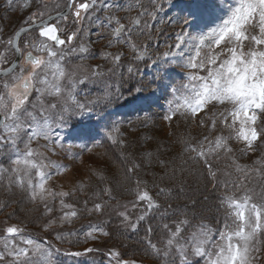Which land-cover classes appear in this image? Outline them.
Returning <instances> with one entry per match:
<instances>
[{"label":"snow or ice","instance_id":"obj_1","mask_svg":"<svg viewBox=\"0 0 264 264\" xmlns=\"http://www.w3.org/2000/svg\"><path fill=\"white\" fill-rule=\"evenodd\" d=\"M34 2L38 7L24 20L26 26L18 29L6 41L0 40L4 46L0 51V66L8 65L0 67V155L6 154L9 158L8 167L0 165V185L8 190L18 188L30 201L44 203L45 211L51 212L46 203L49 198L69 195L47 187L52 169L60 172L64 166L52 161L47 152L33 147V142L45 141L43 147L53 153V144L63 148L58 136L54 140L53 126L62 127L69 114L83 115L92 111V105L110 103L114 94L105 92L94 101L82 102L77 99V87L85 83L88 77L78 78L75 71L65 67V61L68 53L88 52L83 44L78 48L69 47L80 29L63 39L60 25L61 21L67 22L68 16L60 12L55 16H46L41 10L46 6L40 5V0H24L22 7L30 8ZM7 3L12 5L13 0H7ZM96 3L97 0H84L82 3L69 0V10L75 9L72 13L73 23L83 20L81 12L89 13ZM150 3L151 11L144 7L141 0H136V5L142 10L131 19L130 24L141 28L139 35H144V30L152 27L143 18L155 20L157 13L163 10L158 0H150ZM224 4L225 7L194 5L189 13L192 19L184 17L183 23L191 24L198 31L195 34L184 31L177 33L175 45H169L170 50L165 51L162 57L157 55V60L179 63V66L187 69L185 81L171 88L173 98L168 102L164 119L172 121L177 115L185 119L199 116L200 127L207 126L211 132L216 130L219 123L221 129L229 132L227 136L221 133L212 139L204 136L196 143L192 142L191 137L179 141L183 145L181 155L187 154L188 160L203 164L212 190L223 189L219 195V206L224 215L223 223L218 228L203 221L192 225L186 216L174 222V229L164 224L167 238L163 241V247H158L146 237L152 254L163 256L166 260L171 256V264H176V257L179 264H257L264 252V242L261 240L264 237V184H252L251 180L253 176L264 180V157L253 162L255 167L241 166L233 161L235 171L241 174L238 180L217 179L218 170L211 163L212 158L219 159L221 153H232L231 140L242 143L245 154L253 152L258 142L264 143V0H224ZM131 7L129 5V10ZM88 18L91 19L90 16ZM106 19L112 36L109 46L114 42L126 43L134 54V60H144L146 56L151 58L146 45L138 46L132 41V27L121 23L116 16ZM54 20L55 23L52 22ZM113 24L115 27H112ZM30 32H36L37 37L25 40L22 49L20 38ZM148 38H152L150 32ZM9 52H14L17 59L9 61ZM121 55L104 54L116 65ZM127 71L135 74L137 69L129 65ZM92 75L100 73L93 71ZM136 91L141 89L137 88ZM33 93L36 94L35 100L32 99ZM115 95L118 99L122 98L118 87ZM45 97L57 102L45 104ZM121 135L118 123L105 132V136L114 144L124 145L125 142L119 138ZM80 147L83 149L85 145ZM137 167L139 165L134 164L128 172H133ZM141 183L136 180L133 190L135 203L145 205L144 214L137 218L138 222L144 220L152 210L161 208L149 190L140 187ZM169 191L160 188L157 196L167 195ZM60 203L63 215L59 217V223H71L78 215L77 210L73 205L65 204L63 199ZM192 203L195 205V201ZM94 208L100 211L102 205L96 204ZM166 214L167 210L162 213ZM121 215L127 220L125 213ZM56 223V220H50L43 227L49 230ZM189 226L192 230L185 235ZM131 227L135 229L137 225L132 224ZM151 231L149 228V235ZM94 232L107 235L102 229L93 227L85 234V239L97 238ZM57 238L64 239V236L58 233ZM57 251L59 249H54L50 243L30 234L25 235L24 229L15 224L5 228L4 235L0 236V264H57L54 258ZM93 251L96 249L85 248L83 252L71 255L81 256ZM109 255L118 258L120 254L113 251ZM118 264L129 262L118 260Z\"/></svg>","mask_w":264,"mask_h":264},{"label":"rangeland","instance_id":"obj_2","mask_svg":"<svg viewBox=\"0 0 264 264\" xmlns=\"http://www.w3.org/2000/svg\"><path fill=\"white\" fill-rule=\"evenodd\" d=\"M64 1L65 0H40V5L46 6L41 7V10L45 12V15L57 11L61 9ZM158 2L162 5L163 10L157 13L155 20H152L149 17L143 18L152 25L151 29L144 30V35L138 34L141 31V28L132 27L130 24L131 19L136 17L137 13L142 10L136 5V0H97L96 7L92 8L89 13L86 14L83 11L81 12V16H83L84 19L79 23H73V19L71 20L70 16L68 18V20H70L68 24H63L61 21V25H63L67 32L69 31L73 33L77 32V29H80L69 47L78 48L83 44L88 48V52L85 54L68 53L65 61V67L69 71H75L78 78L83 79L85 76L88 77V80L85 81V83L80 84L77 87L76 91L78 100L82 102L94 101L97 97H93L92 99L87 98L88 96H91L90 89L98 87V91L94 92L92 96H95L96 94L98 97H102L105 92H108V87H110L112 89L111 93L114 94L112 98L117 101L118 98H116L115 94L117 92L116 87L118 85L113 81L115 80L116 75L120 74L123 66L128 69L129 65L133 67L137 65V68H135L137 71L135 74L131 75V81L134 80L135 76L138 77L137 79L139 81L136 82L134 80L137 86L130 90L128 89L123 91L120 87H118L119 95L122 96V98L119 99H125L124 96L126 93H130L128 96L133 95L134 99H132V101L129 100L130 102L126 105L117 104L111 106L106 102H101L99 104L92 105L91 112H86L83 115L69 114L62 127L54 125V140L56 136H58L61 143L64 145L63 148L53 144L52 146L55 147V152L53 153L48 152L47 149L43 147L46 143L45 141L40 140L39 142H33V147H37L39 151L47 152V155L52 161L58 162L64 166L63 170L60 172L52 169L53 174L47 181V187L50 190L57 193L65 192L69 194L68 196H70L80 189L79 186H81V183L86 185L90 177H93L94 175L98 177V174L103 177L104 174L110 173L101 165L102 160L98 153H93L91 151L93 143L91 142L92 144H90L89 142H85V140L91 136H99L101 133L99 128L102 129V127L105 128L108 125L107 130H110L115 120H121V118L125 117V115L129 113L128 111L132 112L134 110V112L136 111L137 113H141L143 109L147 108H167L168 102L173 98V94L171 92L172 86H178L181 82L185 81L184 73L187 69L179 66V63H164L163 60H157V55L162 57L165 51L170 50L169 45H175L177 33L184 31L195 34L198 31L192 27L191 24L183 23L184 17H188L189 20L192 19L189 13L194 5L215 4L217 7L226 6L224 4V0H158ZM23 3L24 0H13L12 5H9L7 0H0V40L6 41L10 36H12L17 27L24 25L26 17L31 12L36 11L38 7V5L34 2L32 7L24 9L22 7ZM141 3L145 8H148L149 11H151L150 0H141ZM104 5L109 6L105 7ZM116 5H118V7H116ZM129 5L132 6L130 10ZM89 16L91 19L88 18ZM111 16L119 17L121 23L132 27V41L138 46L146 45L148 54L151 57L150 59L146 56L144 60H134V54L129 45L126 43L114 42L111 46H109V41L112 39V36L111 28L107 26L108 20L106 18ZM101 21L103 22V26L101 25ZM112 27H115V24H113ZM149 32L151 33V39L148 38ZM35 38L36 33L31 32L26 39L31 40ZM3 47V44H0V51H3ZM105 53L122 54L119 64H114L111 58H105ZM12 56V52H9V61L12 59ZM127 69L125 72H128ZM93 71L99 72L100 75L93 76ZM117 82H119L118 78ZM140 83L143 84L139 87ZM126 87H128V84H126L123 88L125 89ZM137 88H140L141 91L137 92ZM35 96L36 94L33 93V100H35ZM44 102L45 104H51L57 101L53 98L45 97ZM58 110L59 109H57V111ZM105 113H108L110 116L105 115ZM200 115L202 116V114ZM53 119H55V114H53ZM161 119V125H159L158 130L161 134H164L165 139H172L173 136L170 135L169 132L177 127L173 121L174 119L172 121H167L164 119V116ZM73 122L74 126L71 125ZM197 122H199V119ZM134 132L135 131H131L130 134H135ZM215 133L216 131H213L210 139L221 133L225 136L229 135V132L226 134L221 131L216 134ZM140 139L141 140H138L140 141L139 144H145L147 139L145 137H140ZM229 143L233 149L231 154L226 155L221 153L219 159L213 157L211 160L213 168L218 170V179L222 181L238 180L241 175L235 171L233 161L241 166L247 165L249 167H255L253 162L258 158L264 157V143L258 142L255 150L247 154L242 151L244 147L242 143L235 140H232V142L230 141ZM80 145H85V147L82 149ZM69 146H71L70 149ZM21 147H23L22 144ZM169 165L170 166L166 165L163 168H165V173L171 174L176 173L178 171V167H182L184 164L180 162L179 164L173 163L172 165ZM175 168H177V171ZM120 174L121 173H118V177L115 176L117 182L119 183H121L123 177ZM189 174L190 176H186L184 179L182 176L181 180H177L176 185H180V188L175 186L176 190L182 192L184 187L185 190L191 192H187V194L190 195L189 198L194 199L196 202H199L200 198L206 196V192L208 193V197H210L211 195L209 194L211 193L206 190L200 193V191L206 186L205 183L203 184L202 179L196 178L193 170H189ZM251 180L252 184H264V180H258L254 176ZM106 181L110 185H113L114 183L110 182V179L108 178H106ZM207 187L208 186L205 188ZM221 191H223V189H220V192ZM257 191H259V188H257ZM95 192H97V189ZM68 196L49 198L46 203L48 207L52 209L51 212L45 211L44 203L39 201L35 203L36 205L39 204V208L42 210L44 224H47L50 220L57 221L51 229L45 230L43 224L37 232H30L28 231L29 229L27 227V223H10L9 221L3 219L0 221L3 235L5 228L15 224L24 229L25 235L38 233L40 235L32 236L40 241L42 240L41 236L44 238L45 242H51V240L53 241L55 235L59 233V230L62 229L64 225L59 223V217L63 215L60 201L63 199L65 204H69L65 201ZM208 199H212V197ZM17 203L20 205V208L26 205L25 199L22 197L17 200ZM134 203L135 197L130 199H117L113 201L106 200L105 198L101 201V203L90 204L87 207V211L93 214V221H105L107 219L116 218L119 224H136L137 227L135 229L148 230L149 223H151V217L149 215L153 210L148 213L144 220L138 222L137 218L144 214L145 205L143 203H135L134 206ZM96 204L102 205L100 211L95 210L94 206ZM74 208L76 210L78 209L76 206H74ZM121 213H125L127 215V220H125V217L122 216ZM169 227L174 229V225H170ZM92 228L93 226L89 227L87 232H89ZM163 232V238L165 240L167 238V232L165 229H163ZM188 233L189 232H186L185 235ZM94 236L97 237L94 240L98 239V232H94ZM86 240L88 242H92L93 239ZM261 240L264 242V237H261ZM161 245H163V243ZM85 248L96 249V247H93L92 245ZM110 248L111 247H109L107 250L108 252L105 251V253L107 258L113 262L109 263L107 260H103V263L105 264H118V260L128 261L129 264H132L133 261L141 262L140 260L130 257H121L120 255L118 258L112 257L109 254L113 251H117ZM84 249L74 252H83ZM87 255L88 254H84L81 256L87 257ZM85 263L90 264L88 260H86ZM257 264H264V252L261 253V259L257 262Z\"/></svg>","mask_w":264,"mask_h":264},{"label":"trees","instance_id":"obj_3","mask_svg":"<svg viewBox=\"0 0 264 264\" xmlns=\"http://www.w3.org/2000/svg\"><path fill=\"white\" fill-rule=\"evenodd\" d=\"M126 69L123 66L120 74L116 75L113 82L118 85L117 87L123 88L126 84H133L131 74L125 72ZM117 78L119 82H117ZM110 91H112L111 88ZM162 117L163 114L160 111L149 110L138 117L128 116L122 120L115 121L114 123H118L120 126L122 135L119 138L125 142L124 145L114 144L107 137H104L91 147V151L98 153L102 160L101 165L111 175L110 173L104 174L103 177L99 174L98 177L94 175L89 178L86 185L81 183L80 189L66 197V203L68 202L70 205L75 204L74 206L78 208V215L73 218L71 223H64L63 228L59 230L64 239H58L57 233L54 240L48 242L54 246V249H59V251L55 252L54 257L57 264H87L85 263L86 260L90 264H105L103 260L111 263L113 261L108 259L105 253L109 247L115 249L121 257L137 259L144 264H171V256L166 260L163 256L156 257L152 254L146 242V237L151 239L158 247H163L161 245L164 241L163 225H174L175 221L185 218V216L191 220L192 225L203 221L213 228L221 226L224 212L219 206L220 189L216 191L212 190V185L208 181L202 163H193L191 160H188L187 154L181 155L183 145L179 142L182 138L186 137L193 138V143L200 141L204 136H208L210 139L213 131L210 132L207 126H199V122H197L199 116L196 119H185L178 115L173 118L177 127L169 132L173 138L165 139L164 134H161L158 130ZM131 131H135V134H130ZM215 131L216 133L221 131L224 134L228 132L221 129L219 123H217ZM140 137L147 139L145 144H139L140 141L138 140H141ZM2 157H0V165L8 167L9 158L5 155H2ZM184 161H187V163H184ZM180 162L184 165L178 167V169L175 168V170H178H176V173H165L164 166H170L169 164L172 165L173 163L179 164ZM134 164L139 165V167L129 173L128 169ZM189 170H193L196 178L202 179L203 184L205 183L208 186L207 188L205 186L200 193L206 190L211 193L209 194L211 196L208 197V193L206 192V196L208 198L212 197V199H205V196H203L199 202H196L194 199L189 198L190 195L187 192H191L185 190L184 187L182 192L176 190L175 186L180 188V185H176L177 180L190 176ZM118 173H121L120 175L123 176L121 183L116 180ZM106 178L110 179V182H114L113 185H110L106 181ZM136 180L142 181L140 187H146L153 198L157 199L161 204V208L154 209L149 215L151 217L149 228L152 230L150 235L147 229H132L131 225L119 224L116 218L105 221H93V214L87 211V207L90 204L101 203L105 198L110 201L134 198L133 190L136 188ZM160 188L170 191L167 195L162 194L157 196ZM96 189L97 192H95ZM105 189H109L110 191H105ZM20 197L24 198L26 203L21 208L17 203ZM192 201H195V205H193ZM0 205H3V207H0V221L4 219L10 223H27L28 231L30 232H37L41 225L44 224L39 204L36 205L30 201L16 187L8 190L4 185H0ZM165 210H167V214L162 215ZM91 226L102 229L103 233H107V235L98 232V239L88 242L85 239V234ZM191 230L192 227L189 226L185 230V233ZM2 235V225L0 223V236ZM32 235L36 236L40 234L34 233ZM41 238V241L45 242L42 236ZM89 245L96 247L97 250L86 253L88 254L87 257L69 254L89 247ZM176 264H179L178 257H176Z\"/></svg>","mask_w":264,"mask_h":264},{"label":"flooded vegetation","instance_id":"obj_4","mask_svg":"<svg viewBox=\"0 0 264 264\" xmlns=\"http://www.w3.org/2000/svg\"><path fill=\"white\" fill-rule=\"evenodd\" d=\"M65 1L67 2L68 0H65ZM76 2H77V3H82V2H84V0H76ZM74 11H75V9L72 8V9L69 10V12H68V15H67V16H68V17L70 16L71 20L74 19V18H73V15H72V13H73ZM71 34H72V33H69V35H71Z\"/></svg>","mask_w":264,"mask_h":264},{"label":"water","instance_id":"obj_5","mask_svg":"<svg viewBox=\"0 0 264 264\" xmlns=\"http://www.w3.org/2000/svg\"><path fill=\"white\" fill-rule=\"evenodd\" d=\"M68 5H69V3H68ZM68 5H67V7L63 10V11H61L60 13H66V11H67V9H68ZM56 15V14H55ZM55 15H53V16H55ZM24 27V26H23ZM20 29V28H19ZM17 59V57H15V59L14 60H16Z\"/></svg>","mask_w":264,"mask_h":264}]
</instances>
